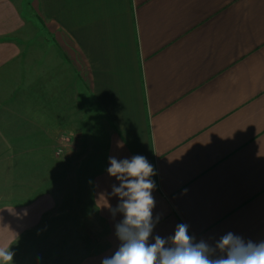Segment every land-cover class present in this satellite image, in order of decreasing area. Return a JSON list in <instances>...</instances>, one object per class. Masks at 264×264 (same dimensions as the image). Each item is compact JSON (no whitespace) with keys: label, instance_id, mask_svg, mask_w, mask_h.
I'll return each mask as SVG.
<instances>
[{"label":"crops","instance_id":"1","mask_svg":"<svg viewBox=\"0 0 264 264\" xmlns=\"http://www.w3.org/2000/svg\"><path fill=\"white\" fill-rule=\"evenodd\" d=\"M25 1L26 12L24 0H0V160L28 143L63 164L85 159L70 174L86 178L72 210L102 225L103 244L75 264L119 245L109 157L154 165L153 235L186 223L197 241L264 240V0ZM32 19L39 36L25 37ZM80 111L97 145L79 157L80 135L63 131L79 128ZM56 192L1 202L0 247L16 253L42 230L63 203Z\"/></svg>","mask_w":264,"mask_h":264},{"label":"rangeland","instance_id":"2","mask_svg":"<svg viewBox=\"0 0 264 264\" xmlns=\"http://www.w3.org/2000/svg\"><path fill=\"white\" fill-rule=\"evenodd\" d=\"M23 4V11L26 12L29 5L25 0ZM39 24L37 21L34 22V19L29 21L28 34L24 36L30 35L31 38L39 36ZM29 52L32 53L31 56L37 53L34 48L28 49L27 53ZM79 100L82 101L81 96ZM64 102H67V99ZM80 108H82V105ZM82 116L85 117V114L80 111L81 122L79 128L75 126L63 131V133L77 131L80 135L81 145L79 147H81V153H78L79 157L85 156L92 145H97V128L95 127L93 134L87 132ZM26 131L22 130V132ZM20 132L18 131V135L14 134L16 135L15 139H20L23 136V133L19 134ZM30 132L31 137L36 140L38 134L34 133V130ZM98 135L101 142H103L105 140L104 132L100 131ZM72 138L73 136H70L66 139ZM28 144L9 146V151L14 152L15 157L12 155L10 158L0 160V203H16L22 200L23 197L28 198L36 191H44L45 189L57 190L54 194L58 200L61 196L63 203L54 210L59 215L52 216L54 212L47 214V216H50V219L45 221L47 224L42 223L38 228L43 227V229L37 230L31 237L19 244L18 252L14 253L13 263L75 264L88 252V248L96 250L98 245L102 246L103 244L101 241L103 238L102 225L93 224L85 209L83 213L79 212L81 209L72 210L73 206H77L75 198L80 195L76 191L82 190V186L85 187L84 180L86 178H77L70 174L85 167V159H81L79 162L75 158V161L63 164L51 158V146H48L47 143ZM5 150V146H0V153L4 154ZM7 174L9 175L6 176ZM79 178L82 180V184L79 182L81 181ZM84 199L86 200V196ZM73 202L74 204H72ZM70 212H77L79 216L74 217Z\"/></svg>","mask_w":264,"mask_h":264},{"label":"clouds","instance_id":"3","mask_svg":"<svg viewBox=\"0 0 264 264\" xmlns=\"http://www.w3.org/2000/svg\"><path fill=\"white\" fill-rule=\"evenodd\" d=\"M106 172L114 178L110 195L117 199L110 212L121 219L114 224L119 245L100 264H264V240L227 232L212 243L197 241L186 223L177 224L170 236L153 235L160 219L153 216L156 170L145 156L109 157ZM10 245L0 247V264H13Z\"/></svg>","mask_w":264,"mask_h":264},{"label":"built area","instance_id":"4","mask_svg":"<svg viewBox=\"0 0 264 264\" xmlns=\"http://www.w3.org/2000/svg\"><path fill=\"white\" fill-rule=\"evenodd\" d=\"M61 151H62V147H58V149L56 150V153H57V154H60Z\"/></svg>","mask_w":264,"mask_h":264}]
</instances>
